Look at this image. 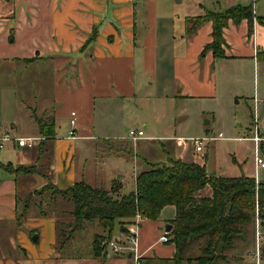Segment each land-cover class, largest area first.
<instances>
[{"label": "crops", "instance_id": "crops-1", "mask_svg": "<svg viewBox=\"0 0 264 264\" xmlns=\"http://www.w3.org/2000/svg\"><path fill=\"white\" fill-rule=\"evenodd\" d=\"M236 4L230 1L231 7ZM0 5V71L15 72V89H33L36 105L41 106L46 118V121L41 120L48 124L41 132L35 119L37 124L31 135L19 137L32 138L33 145L18 144L19 149H24L21 159L18 163L9 162L15 167L33 166L35 171L0 174V264H21L20 260L24 264H96L98 260H104L101 264H126L131 260L129 252L114 251L109 246L99 255L95 254L94 240L89 245L92 249L86 253H64L70 241L58 250L60 214L51 222L49 240L40 244V234L38 241H34L40 246L27 241L22 245L21 238L26 234L21 230L20 216L23 215L19 213V195L36 200L35 193L48 183L61 190L82 180L92 186H96L94 183L111 186L118 179L117 171L110 174L103 168L99 172L88 170L90 158L98 159L101 165L104 161L91 153L97 154L103 145L109 157L112 154L129 157L122 142L132 129L124 130L127 120L122 114L126 106L140 96L142 105L152 103L157 111L166 105V109L173 110L177 103H194L204 114L208 102L221 103L218 96L229 87L232 91L226 94L232 95V102L236 104L240 105L242 97H252L253 118L263 138L260 147L264 158V90L256 87L250 93L243 89L246 75L250 77L252 71L264 69V21H259L264 14L259 15L254 9L252 34L247 19L240 24L230 21L223 34L226 57L217 58L211 50L203 54L213 40L212 22L200 25L192 35L187 31L192 25L189 20L207 12L200 0H7ZM72 112H76L75 127L70 123ZM52 122L54 128L50 126ZM141 122L146 124L145 119ZM145 127L149 130L148 124ZM73 129L75 136L70 133ZM2 131L0 126V134ZM148 132L144 130V137L139 139L143 155H132L139 166L134 175L135 184L137 174L149 168L152 162L165 163L171 157L187 161L177 155L175 146L174 153L164 150L161 156L150 154L147 149L154 142L164 146L165 141L182 146L188 138L157 135L155 129ZM254 134L255 129L249 135L238 137L240 141L252 143L251 154L254 142L250 138ZM115 141L121 147L119 153L111 148V142ZM38 151L48 154L44 166L37 161ZM201 152L196 151V154ZM199 164L207 169L205 163ZM255 169L256 174L264 170H257L256 164ZM21 175L27 182L31 181L29 188L23 181L26 189L22 194L18 183ZM242 175L254 177L248 173ZM120 181L124 184L123 179ZM211 195L212 189L207 186L196 197ZM32 205L38 209L33 203L27 205L26 210ZM32 213L40 216V210ZM176 215V207L168 205L158 220H143L138 230L143 262L153 259L150 264H172L168 261L175 256L176 245L162 243L159 238L168 233L166 228ZM47 217L42 216V219ZM128 229L127 225V230L122 229L117 238L124 241ZM35 232L33 229L30 235ZM197 241L190 242L185 252Z\"/></svg>", "mask_w": 264, "mask_h": 264}, {"label": "rangeland", "instance_id": "rangeland-1", "mask_svg": "<svg viewBox=\"0 0 264 264\" xmlns=\"http://www.w3.org/2000/svg\"><path fill=\"white\" fill-rule=\"evenodd\" d=\"M6 1L7 0H0V3ZM193 1L197 2V0ZM200 1L207 11L223 12L231 7L230 1H232L233 3H237L236 5H253L259 15L264 14V0ZM194 6L198 7L199 5L194 3ZM14 76L15 72L13 71H0V126L3 130L0 137L9 138L8 141H3V146L0 147V160L4 164H8L9 162L18 163V159H21V152L24 149H19L17 139L21 136L31 135L33 127L37 124L35 119L41 120L44 118L46 121V118L42 114L41 106L36 105L37 100L35 99L33 89L31 87L25 88L24 91L21 90V88L15 89L13 83L16 76ZM18 76L20 75L18 74ZM244 79V90L250 91V93L253 92L256 87L260 91L264 90V69H257L255 72L252 71L251 76L248 77L246 75ZM225 91L230 92L232 88L229 87ZM226 92L222 90L221 95L218 96L221 103L208 102L209 107L205 114L200 106L194 103H189L188 105L177 103L173 110L170 108L166 109V105L163 106V110L157 111V106H154L152 103L143 102L142 105V100L140 99L142 96H140L137 100L131 101V103L126 106V111L122 114L127 120L124 130L127 127L132 130L143 128L146 134H148L149 130L155 129L157 135L184 136L189 140L182 146H177L176 143L172 141H165L164 146L159 142H154L149 145L147 151L150 154L161 156L164 150L174 153L175 146L178 156H182L190 162L205 163L210 175L238 176L242 175V173H248L253 174L259 182H263L264 170L262 169L259 174H256L254 153H249L252 143L240 141V138H238L243 135H249L255 129L253 118L255 115V107L253 98L248 97L249 99H243L242 97L239 99L241 101L239 105L232 102L233 96L226 94ZM141 119L146 120V124L149 125V130L145 127L146 124H142ZM13 125H15L16 128H12ZM128 133L129 131L127 135ZM190 138L202 139L203 151L201 153L196 154L195 145L190 141ZM111 143L113 144L111 148L114 149L115 153H119L121 147L119 148L117 141ZM138 143L139 140H134L129 137L122 142L124 148H131L134 154L143 155L144 150L141 147V143ZM36 153L37 161L43 166L46 165L48 159L47 152L38 151ZM95 153L96 152L92 151L91 155H96V158L99 159L103 158L104 161L101 165L98 159L96 161L94 158H90L88 170L91 169L94 171V169H96L99 172V170L103 168L104 172L110 174L114 173L116 170L118 180L121 178L124 181V188L122 189L123 194H128L136 189L134 175L139 169V166L132 156L126 157L118 154L115 156V154H112L109 157L107 156L109 153H107L106 147H103V145L99 148L97 154ZM6 172L5 169L0 167V174H6ZM41 177L45 176L41 174ZM18 178L19 193L22 194L21 191L26 189L23 183L26 182V186L29 188L31 181H29L30 183L27 182L23 175ZM93 185H96V187H110L97 185L95 183ZM21 198L22 196L19 195V213L23 215L20 216L21 230L26 234L25 237L21 238V244L27 241L31 245L33 244L38 247L46 240H49L51 236H49L48 231L49 228L51 229V226H53L51 222L56 215L60 214V219L65 222L72 219L69 217L68 212L73 209V203L60 195H55V200H53L51 204L47 202V204L44 205V209H46L49 214L46 219H42V216H38L36 213L35 215H31L33 211L36 212L37 210V212H39L40 208L37 209L34 205L27 210L25 208L26 203H28V205L33 203L37 204L40 198L35 197L36 201L33 200V198H31L32 200L30 201H27L25 197ZM258 209L259 212L257 213ZM259 220L261 222L263 221L260 208L257 206L255 217L252 222L237 224L241 232L235 239L234 246L226 251L228 260L222 264H257V260H259V264H264L263 250L259 256L257 255V232L259 229L264 231V228L262 229L258 225ZM134 221L135 219L128 226H132ZM68 226L71 227L69 222ZM85 226L84 231L72 233V240L68 243L67 247L63 249L64 253H86L93 247L89 249V245L95 238L94 236L97 233L104 232L97 221L87 222ZM33 229H36L34 235L36 233L38 235L42 234L40 244L34 242V235H30ZM122 232L121 226L117 224L113 235L114 237L111 240L121 241L122 239H118L117 236ZM58 241L57 237V249L62 250L58 248ZM202 245H204V239L198 240L192 245L191 249L184 252V257L200 255V247ZM261 247L264 249V238L261 240ZM127 249L128 248H126L125 251L129 252ZM20 261L21 264H24L23 260ZM103 261L104 260H98L96 264H101ZM141 264H145V262L142 260ZM184 264H186V262Z\"/></svg>", "mask_w": 264, "mask_h": 264}, {"label": "trees", "instance_id": "trees-1", "mask_svg": "<svg viewBox=\"0 0 264 264\" xmlns=\"http://www.w3.org/2000/svg\"><path fill=\"white\" fill-rule=\"evenodd\" d=\"M255 12L253 5H236L223 12L207 11L204 15L189 20L188 34L192 35L197 28L206 23H213V40L206 46L204 53L212 51L217 58L226 57L224 29L230 21L240 24L247 19L250 23V34L253 33ZM264 21V17H259ZM264 59V52H262ZM41 132L48 125L38 119ZM54 128V123L50 124ZM49 136V134H46ZM53 137V135H50ZM134 151L126 149L132 156ZM0 167L12 173H32L33 166H17L0 162ZM210 186L211 196L197 198V194ZM124 184L116 179L109 188L96 187L82 180L66 190H61L48 183L35 195L40 198L37 207L41 216H48L44 205L55 200V195L73 203L68 212L72 219L68 222L57 221L59 249L65 248L72 240V233L85 229L87 222L97 221L103 233L96 234L94 251L99 255L108 242L114 237L117 224L123 230L131 224L137 214L146 220H158L164 207L174 205L176 218L169 222L173 225L169 242L174 243L177 252L172 264H221L228 260L226 251L234 246L235 239L241 232L238 223L253 221L256 208L259 206L264 221V182L257 183L254 177H225L209 175L205 165L185 161L182 158H169L168 162H152L149 168L136 176V189L123 194ZM30 196L27 201L32 200ZM26 201V202H27ZM36 201V200H35ZM28 204L26 203L25 207ZM168 224V225H169ZM204 239L201 254L184 257L185 248L194 240ZM153 259H146L150 264Z\"/></svg>", "mask_w": 264, "mask_h": 264}, {"label": "built area", "instance_id": "built-area-1", "mask_svg": "<svg viewBox=\"0 0 264 264\" xmlns=\"http://www.w3.org/2000/svg\"><path fill=\"white\" fill-rule=\"evenodd\" d=\"M70 123L73 127H75L77 125L76 112L71 113ZM70 133H71V136H75V134H76L74 129L71 130ZM128 137L131 139H134V140H139V139L144 137V130H142V129H140V130H129V136ZM8 140H9L8 137H0V147L3 146V144H2L3 141H8ZM17 140H18V144L20 146L31 147L33 145V139L32 138H18ZM188 140H185V141H188ZM250 140H252L254 142L253 153H254V157H255V163H256L257 170L259 168H264V158L262 157L261 147H260V143L263 140V138L259 134L258 128H255V134L252 138H250ZM190 141H192V143L195 145L197 152L202 151V149H203L202 143H201L202 139L190 138ZM256 181H257V183H260L257 179H256ZM258 212H259V209H258L257 213ZM143 220H144V217L141 214H137V216L135 217L134 224L129 227L124 241L123 240H121V241L110 240L108 242V246L114 251H121V250H125L126 248H128L127 250H129V253L131 254V260L129 262H127L126 264H141L142 255L139 252L138 230H139V227H140L141 223L143 222ZM262 222L259 220L258 225L263 229L264 225L262 224ZM260 230L261 229H259V231L257 232V240H258L257 255L258 256L261 254V252L263 250V248L261 247V240L264 238V231H262V230L260 231ZM159 240L162 243L169 242V238H168L167 234L162 235L159 238Z\"/></svg>", "mask_w": 264, "mask_h": 264}, {"label": "water", "instance_id": "water-1", "mask_svg": "<svg viewBox=\"0 0 264 264\" xmlns=\"http://www.w3.org/2000/svg\"><path fill=\"white\" fill-rule=\"evenodd\" d=\"M262 224L264 225V222H262ZM172 227H173V225L169 224V225L167 226V228H166L167 232H170L171 229H172ZM38 238H39V235L36 233V234L34 235V237H33V240H34L35 242H37V241H38ZM263 252H264V249H263ZM130 256H131V254H130Z\"/></svg>", "mask_w": 264, "mask_h": 264}]
</instances>
